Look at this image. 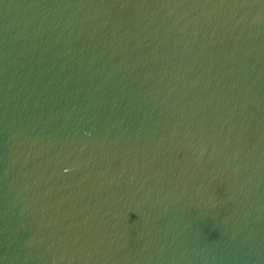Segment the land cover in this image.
<instances>
[{"label":"water","instance_id":"water-1","mask_svg":"<svg viewBox=\"0 0 264 264\" xmlns=\"http://www.w3.org/2000/svg\"><path fill=\"white\" fill-rule=\"evenodd\" d=\"M0 264H264V0H0Z\"/></svg>","mask_w":264,"mask_h":264}]
</instances>
